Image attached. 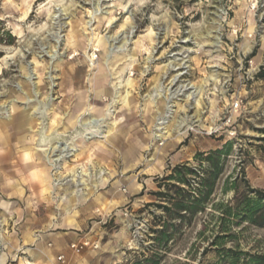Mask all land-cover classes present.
I'll list each match as a JSON object with an SVG mask.
<instances>
[{
  "label": "rangeland",
  "instance_id": "rangeland-1",
  "mask_svg": "<svg viewBox=\"0 0 264 264\" xmlns=\"http://www.w3.org/2000/svg\"><path fill=\"white\" fill-rule=\"evenodd\" d=\"M252 2L254 7L248 10L245 5L249 0H0V106H7L5 111H0V124L12 125L9 131L4 130L9 144L21 140L38 144L34 130L40 137L43 134L52 146L72 141V135L50 139L45 132L70 131L66 124H60L59 117L63 115L60 109L70 111L69 99L85 91L84 81L98 68L107 70L117 65V71L128 66L129 71L123 73L129 78L126 87L133 95L143 98L137 100L138 105L166 102L167 107L161 105L155 131L158 133L157 127L163 124L160 121H166L164 127L176 122L179 132L185 133L181 136L172 132L177 139L170 150L165 149L164 136L157 137L156 144L162 152H167L168 159L160 160L153 146L134 167L114 169L108 187L118 181L124 202L108 196L100 206L119 204L128 213L122 217L121 226L126 225L129 234H135L140 223L149 217L147 239L136 249L111 251V234L103 230L114 223L113 217L92 234L91 244L101 245L90 249L96 253L95 264L217 263L218 255L213 249H207L212 236L210 230L217 226L216 218L211 216L215 212L211 205L191 222L179 225L175 221L177 227L172 228L168 213L159 207L163 201L155 195L160 190L159 183L163 185V179L170 174L171 166L187 162L198 166L195 156L199 152L233 142L213 200H232L233 191H221L223 179L229 175L241 179L242 170L252 187L264 189V76H260L264 70V40L261 39L264 0ZM115 33L119 35L113 38ZM58 34L59 42L56 41ZM125 41L126 47H121ZM53 54H56L54 58ZM140 72L144 73L143 78L137 79ZM174 77L178 78L171 83ZM111 83H116L115 77ZM120 84L124 85L125 81L121 80ZM181 85H184L183 91L177 92ZM158 87L161 95L155 98L151 94ZM38 106L41 109L36 111ZM178 108L183 109L179 115ZM91 115L85 113L81 119ZM23 117L27 125H16ZM160 141L164 143L160 145ZM60 147L55 153L62 155L58 168L74 170L55 182L63 196L65 189L84 187L80 176L75 181L70 178L75 174L76 165L89 171L90 164L98 157L91 149L85 152L76 147L68 155ZM19 171L10 174L9 179H19L22 175ZM41 171L43 175H39ZM34 173L38 176L32 181L22 175L29 179L31 187L23 184L21 195L38 202L32 214L35 223L25 222L28 212L24 213V219L18 215V197L12 194L16 187L13 184L8 195L0 194V233L10 234L21 226L24 230L33 229L35 243L21 241L23 249L15 254L13 263L22 260L23 264L28 261L47 264L51 260L53 264L56 259L52 251L46 252L45 245L43 249H36L41 235L38 229L65 220L71 224L73 218L70 208L57 207L60 200L49 188L54 181L45 169L38 166ZM42 176L49 183H44ZM61 184L63 188H59ZM243 188L241 184L240 189ZM165 189L163 186L162 190ZM99 194L103 196V189ZM203 226L208 231L200 236ZM164 227L171 234L167 243L159 241ZM57 231L69 229H47L48 233ZM232 231L237 233V238L228 241L227 247L264 252V228L245 223L234 226ZM0 241L4 246L3 235ZM104 248L108 250H101ZM34 254L40 258L35 260ZM41 256L45 257L44 261Z\"/></svg>",
  "mask_w": 264,
  "mask_h": 264
},
{
  "label": "clouds",
  "instance_id": "clouds-1",
  "mask_svg": "<svg viewBox=\"0 0 264 264\" xmlns=\"http://www.w3.org/2000/svg\"><path fill=\"white\" fill-rule=\"evenodd\" d=\"M245 7L248 10L254 7L252 0H249ZM118 35L119 33H115L113 38ZM261 39L264 40V35L261 36ZM126 45L127 41L121 47H126ZM116 67H109L107 70L98 68L95 73L84 81L87 86L85 91L75 93L69 99L70 111L60 109V111H63V115L59 117L60 124H66L70 131L66 130L61 133L58 129H51L45 132V135L50 139L72 135L74 140L78 139L79 141L75 147H79L85 152L89 149L96 152L98 158L94 164H90L89 171L85 172L77 164L75 174L70 177L75 181L77 176H80V181L84 185L83 188H77L74 191L68 188L65 189L63 196L60 195L55 182L62 180L64 176L74 170L68 168L67 171H61L58 168V162L62 160V155L53 158L47 150L52 148L49 140H43L40 144L31 140H21L20 143L9 144L5 139L7 136L6 131L0 129V177H3L0 180V194L8 195V189L15 184L16 187L12 194L18 197L16 210L20 218L24 219V213L28 212L29 216L25 222L35 223L32 221V214L38 203L21 195L23 184H29V187H31L29 179L24 178L22 175L15 181L8 178L10 174L17 173L21 167H24L25 171H29L37 165L45 169L46 174L54 181V183L49 184V188L54 191L56 197L60 200L57 207L63 205L68 208L70 206V215L73 218L71 224L67 223L64 217H61L65 222L49 224L38 229L41 234L40 239H44L43 234L45 233L51 239V244L45 242L44 250L49 254L50 251L56 252L55 264H89L96 255L90 249H93V247L101 248V245L95 244L93 246L89 243L86 249L84 246L85 241H91L93 239L92 234L97 232L101 225L108 224L113 217H115L114 223L103 230L105 233L111 234V251L116 252L119 248L136 249L140 243H143L147 239L149 217H145L144 221L140 223L135 234H129L127 233V226H121L123 224L122 217L128 215V213L119 204L109 203L107 207L100 206L104 202V198L108 196L121 200V203L124 202L118 181L113 182L111 188L108 187V182L112 180L114 169L121 166L125 168L134 167L136 163L143 161L148 154V149L153 146H155L160 160L168 159L167 152H162L159 145L156 144L158 136H164L167 141L165 149L170 150L171 147L175 146L177 139L176 136L172 135V132H177L181 136L185 134L179 132V128L175 126L176 122L165 127L164 133H157L155 131L156 121L159 120L161 115V105L167 107L166 102L152 105L145 103L143 107L138 105L137 100L142 101L143 98L139 97L138 94L133 95L126 87L129 78L125 77L123 73L129 71L128 66L125 65L119 71L116 70ZM143 75L144 73L140 72L137 79H142ZM113 77L116 78L114 85L111 83ZM177 78L174 77L171 83H175ZM121 80L125 81L124 85L120 84ZM183 87L184 85H181L177 88V92L183 91ZM130 96L131 101H129ZM190 99L191 97H189ZM35 110L38 111L39 109ZM180 111H183V109L178 108L177 115ZM85 113H92V115L90 118L82 120L81 117ZM193 123L195 124V121ZM43 126L42 123L41 127ZM161 126L163 127V124ZM208 131L211 132L212 129L209 128ZM34 134L37 140L41 139L35 130ZM69 143H72V141H69ZM55 150V148L52 149L53 152ZM109 164L112 165L111 168ZM158 170L160 169L158 168ZM81 173L83 174L81 175ZM63 187L62 184L59 185V188ZM100 189H103V196L99 194ZM77 217H79L78 222H76ZM90 221L91 225H89ZM49 227L68 228L69 231L62 234L48 233L47 229ZM81 232L83 235L80 234ZM0 235H3L7 241L4 243L3 250H0V264H8L10 258L12 260L16 259L15 254L23 249L21 241L35 243L32 239L35 233L25 232L24 226L15 229L13 233H0ZM36 264H42V262L37 261ZM47 264H52V261H48ZM114 264H119V261L114 262Z\"/></svg>",
  "mask_w": 264,
  "mask_h": 264
},
{
  "label": "trees",
  "instance_id": "trees-1",
  "mask_svg": "<svg viewBox=\"0 0 264 264\" xmlns=\"http://www.w3.org/2000/svg\"><path fill=\"white\" fill-rule=\"evenodd\" d=\"M260 76H264V70ZM232 148L233 142L228 141L223 147L199 152L195 156L198 166H192L189 162L171 166L170 174L163 179V185L159 183L160 190L155 195L163 201L159 207L168 213L172 228L177 227L175 221L179 225L191 222L211 205L215 211L211 216L216 218L217 226L210 230L212 236L207 249H213L218 255L219 260L215 264H264V252L251 253L237 246H226L228 241L237 238V233L232 231L234 226L247 223L264 228V189L252 187L242 170L241 179H233L231 175L223 179L221 191H233L232 200H213L223 175L225 159L231 154ZM241 184H244L243 190L240 189ZM163 186L165 190H162ZM207 231L208 227L203 226L199 235L204 236ZM160 233V242L171 240L167 227Z\"/></svg>",
  "mask_w": 264,
  "mask_h": 264
},
{
  "label": "crops",
  "instance_id": "crops-1",
  "mask_svg": "<svg viewBox=\"0 0 264 264\" xmlns=\"http://www.w3.org/2000/svg\"><path fill=\"white\" fill-rule=\"evenodd\" d=\"M24 119H26V117L24 118L23 117V119L21 120V121H19V122H17V124L16 125H27V124H24V122H23V120ZM12 126V125H11ZM10 125H8V123H4V122H1V124H0V128L1 129H3V130H6V131H9L12 127H11ZM37 167H38V165L36 166V167H33V168H31L29 171H25V168L24 167H21L20 168V171L19 172H21V174L22 175H24V176H26V177H28L29 179H31L30 181H32V179L33 178H36L37 176H38V174H36V173H34L35 172V170L37 169ZM43 172L44 171H41V173L39 174V175H43ZM9 178V177H8ZM3 179V177H0V180H2ZM42 181L45 183V182H48V180H47V178L45 177V176H42ZM34 183V182H33ZM49 183V182H48ZM9 191V190H8ZM68 208H70V206L68 207ZM25 232H32V233H34L33 231V229H25L24 230ZM51 233H55V234H62V233H65V232H63V231H57V232H51ZM44 236V239L42 240V239H37V244H36V249L37 250H40V249H43L44 248V245H45V242H48V244L49 243H51V239L48 237V235H43ZM33 238V237H32ZM7 242V241H6ZM52 254H54V258L56 259V257H57V254H56V252L55 251H52ZM44 255V254H43ZM83 255V254H82ZM34 256V258H36L35 260H38V258H40L38 255H36V254H34L33 255ZM44 256H41V259L44 261ZM13 261L14 260H10L9 259V261H8V264H23V261L22 260H19L18 262H16V263H13ZM54 262H53V264H55V260H53ZM11 262V263H10ZM25 264V263H24ZM28 264H36V262H34V263H31V262H29L28 261ZM89 264H95V260L93 259L92 261H90L89 262Z\"/></svg>",
  "mask_w": 264,
  "mask_h": 264
},
{
  "label": "bare ground",
  "instance_id": "bare-ground-1",
  "mask_svg": "<svg viewBox=\"0 0 264 264\" xmlns=\"http://www.w3.org/2000/svg\"><path fill=\"white\" fill-rule=\"evenodd\" d=\"M99 3V2H98ZM97 8V7H96ZM100 11V10H99ZM102 11V10H101ZM95 12H97V11H95ZM91 14V13H90ZM90 17V16H89ZM91 19V18H90ZM91 21V20H90ZM60 33V32H59ZM56 41L57 42H59L60 41V35L58 34L57 35V37H56ZM52 51V50H51ZM54 51V50H53ZM52 53V52H51ZM55 55L56 54H53L52 55V57L54 58L55 57ZM161 95V89L158 87L157 88V90H156V92L154 93V94H151V96H153V97H159ZM7 109V106H0V111L2 112V111H5ZM37 109H41V107H37ZM40 113V112H39ZM42 114H44V111H42L41 112ZM91 117V116H90ZM89 117V118H90ZM166 121H163V122H161V123H165ZM165 127L163 126H160V127H157V130H158V133H164L165 131H163V129H164ZM159 137H162V136H158V138ZM43 140H46V137L42 134L41 135V139L38 141V144H40ZM74 141V139L72 140V143H64V144H61L60 146L62 147V150L64 151V152H67V154L68 155H72L73 154V152L76 150V147H75V143L73 142ZM59 146V147H60ZM60 147V148H61ZM53 148H57L56 146H52V148H48L47 150H48V152L53 156V158H54V156H56V150H55V152H53L52 151V149ZM86 168V167H85ZM81 184V183H80ZM79 188V187H78ZM77 189V188H76ZM75 188L74 189H71V190H76Z\"/></svg>",
  "mask_w": 264,
  "mask_h": 264
},
{
  "label": "built area",
  "instance_id": "built-area-1",
  "mask_svg": "<svg viewBox=\"0 0 264 264\" xmlns=\"http://www.w3.org/2000/svg\"><path fill=\"white\" fill-rule=\"evenodd\" d=\"M160 123H161V121H160ZM164 142L163 141H160V145H162ZM89 243H91L90 241H85V248H87L88 247V245H89ZM94 246V245H93ZM2 247H3V244H2V242L0 241V250L2 249Z\"/></svg>",
  "mask_w": 264,
  "mask_h": 264
}]
</instances>
